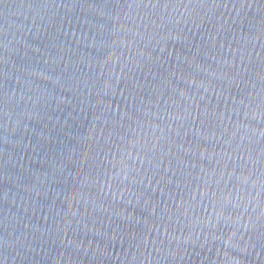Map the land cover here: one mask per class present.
<instances>
[{
	"label": "water",
	"instance_id": "95a60500",
	"mask_svg": "<svg viewBox=\"0 0 264 264\" xmlns=\"http://www.w3.org/2000/svg\"><path fill=\"white\" fill-rule=\"evenodd\" d=\"M0 264H264V0H0Z\"/></svg>",
	"mask_w": 264,
	"mask_h": 264
}]
</instances>
